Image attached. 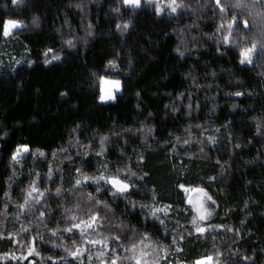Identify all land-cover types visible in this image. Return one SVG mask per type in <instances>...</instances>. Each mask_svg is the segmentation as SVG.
I'll return each mask as SVG.
<instances>
[{
	"label": "trees",
	"instance_id": "trees-1",
	"mask_svg": "<svg viewBox=\"0 0 264 264\" xmlns=\"http://www.w3.org/2000/svg\"><path fill=\"white\" fill-rule=\"evenodd\" d=\"M186 2L195 11L173 13L172 0H0V264H101L88 251L71 255L84 239L65 231L66 214L87 207L89 193L107 260L264 264V50L242 64L245 46L233 43L243 19L245 35L260 24L243 16L229 35L242 10L229 8L225 20L217 5ZM8 19L23 25L4 35ZM102 76L122 82L112 101H100ZM19 145L28 150L13 160ZM127 167L144 179L117 172ZM77 169L129 189L82 181ZM33 182L44 195L27 202ZM181 184L211 197L202 233ZM15 240L32 242L33 255L1 257Z\"/></svg>",
	"mask_w": 264,
	"mask_h": 264
},
{
	"label": "snow or ice",
	"instance_id": "snow-or-ice-1",
	"mask_svg": "<svg viewBox=\"0 0 264 264\" xmlns=\"http://www.w3.org/2000/svg\"><path fill=\"white\" fill-rule=\"evenodd\" d=\"M13 2L15 3V0H13ZM123 2H124L125 5H133V6H137V7L140 4V0H123ZM172 3H175V0H172ZM216 5L219 7V10L221 12H223L225 10L223 5L221 4L220 0H216ZM237 7L241 8V9L244 8V5L242 3H240V0H237ZM175 10L176 9L173 7L172 11H175ZM156 11L160 12V11H162V9L160 7H157ZM242 17H243V12H241L238 15H233L231 20L228 21L227 27H228L229 35L234 30V25L238 26V25L241 24ZM242 23H243L244 30L247 31L248 30V24H249L248 20L247 19H243ZM17 26H18V22L17 21H14V20L7 21V23L4 25V29H3L4 30V35H8L10 29L11 28H15ZM117 27H120V26L118 25ZM124 27L127 28V24H125ZM220 27L223 28L224 25L222 24ZM224 42L225 43H231L232 41L229 39V37L226 36L224 38ZM69 44L71 45V42H69ZM255 50H256V44L254 42L250 46L241 47L240 50H239L240 62L242 64L245 63V62L251 63L252 61H251L250 57H251V54L255 52ZM177 51L178 52L180 51L179 48H177ZM51 52H52V49H46L45 50V52H44V55L46 57L45 63L49 62L48 59H47V56ZM180 54L183 55L182 52ZM213 75H215V73ZM111 83L116 88L120 87V81H112ZM235 94L237 96L243 95V93H240V92H237ZM109 98H112V97L110 95H108V96L101 95L100 96V100H102V101L106 100V99H109ZM103 139L104 138H102V140H101L102 147H103ZM209 139L211 140L212 138L209 137ZM28 147H29L28 145H19L17 147V151L13 153V160L17 159V156H18V154H19L21 149H23L24 151H27ZM43 154H44L43 152H40L41 156ZM77 172L80 173V175L82 176V179L84 181L92 180L94 182H99L100 180H105L108 184H111L113 187H115L117 189L118 192H121V193L125 192L129 188V184L125 183L123 180L119 179L115 175L105 176V175L101 174L100 176H88L86 174H83L80 169H77ZM76 185H81V179H77L76 180ZM180 187L181 188H185V185L181 184ZM30 189H31V191L28 192V196H31L33 192H36L38 195H43V193H41L40 190L36 187L35 182H33L30 185ZM97 189H99V187H97ZM58 191H59V189H58ZM192 191H197V192L203 193L205 196H207V193H205L203 189H192ZM88 195L91 197V193H89ZM207 199L211 200V197H207ZM96 202L100 203V201H96ZM188 202L190 204H193V200L191 198H189ZM195 206H196L197 212L200 215V218L204 219L205 218V212H204V210H202L203 209V205L199 204V202H197ZM20 207L23 208L24 205H20ZM167 207L168 206H165V210L167 209ZM157 211H158V209L154 208L152 210V215H155ZM41 216H44L43 212H41ZM72 219L75 220L76 217L73 216ZM97 219H98V217L96 215H91L89 217L88 221H83L82 220L80 223L72 224V226L66 228L65 231L72 232L73 229H82V226L85 227V228H91L92 225L97 221ZM195 220H196V217H193V222H195ZM196 231L202 233V232L205 231V229L197 227ZM81 235L84 236V232L83 231H81ZM145 236H147V233H145ZM116 239H119V236H117ZM97 242H102V241H92V240L89 241V243H97ZM72 243L74 245H77V241H72ZM132 250H133V252H135V244H133V249ZM29 251L30 252L35 251V248L34 247L31 248ZM81 251H82V249H80L79 246L77 245L76 251H70V254L73 255V256H76L77 258H79V255H80ZM36 254L39 255L38 252ZM100 255L103 256V253H101ZM132 259H136L137 264H146L145 261H142L140 258H137L135 255L132 257ZM246 259H248V258L246 257ZM211 260H212V257H206L203 260L197 261V264H205V261H211ZM112 264H116V260L115 259L112 261Z\"/></svg>",
	"mask_w": 264,
	"mask_h": 264
},
{
	"label": "rangeland",
	"instance_id": "rangeland-1",
	"mask_svg": "<svg viewBox=\"0 0 264 264\" xmlns=\"http://www.w3.org/2000/svg\"><path fill=\"white\" fill-rule=\"evenodd\" d=\"M142 1H145V0H140V3ZM158 1L159 0H156V2H158ZM131 6H133V5H131ZM7 21H9V19L5 21V24L7 23ZM14 21H17L18 22V26L15 27V28H11L10 31H9V33L12 32L15 29L21 27L23 25V23L20 22L19 20H14ZM250 58H251V61H252L253 58H254V53L251 54V57ZM112 81H120V87L119 88H116L111 83ZM121 89H122V82H121L120 79L115 78V77L102 76L101 79H100V96L101 95H106V96L110 95L112 98H109V99H106V100H103V101L100 100V101L101 102H109V101L114 100L116 94H118L119 92H121ZM16 93H17V86L15 85L13 87V91H12V94H11V101L12 102L14 101V99L16 97ZM23 152H25V151L23 149H21L20 152H19V154H18V156L21 155ZM82 181H83V179H82ZM125 183H127V182H125ZM109 185L114 190L117 191V189L115 187H113L111 184H109ZM36 187L39 189V187L37 185H36ZM192 189H203V188H200V187H186L185 186V188H183V190H184L185 195H186V202L189 205V207L191 208V210L193 211L194 217H196L195 223H198V222L200 223V224L198 223L197 227L206 229V227L203 226L201 223H202V221H205L206 220V217H207V212H206V209H205V205H206V201L208 200L207 199L208 194H207V196H205L203 193H200V192H197V191H192ZM29 191H31L30 187L26 191V199H25V201H27V202L28 201H30V202L37 201L38 202V201H40V199L44 195V192L41 190L40 192L43 193V195H38L36 192H33L31 196H28V192ZM80 191L81 192L83 191L82 188H81ZM204 192L207 193L205 190H204ZM189 198H191L193 200V204H190L188 202L189 201ZM197 202H199V204H202L203 205V209L202 210H204V212H205V218L204 219H201L199 213L197 212V209H196V206H195ZM88 203H89V205H90V203H92L90 201V199H89V202ZM77 205H78V209H77ZM77 205H75L76 206L75 207L76 210H74L73 213L66 214L67 215V219H68V224L70 225V227L72 226V224L80 223L82 220L83 221H88L89 220V217L91 215H96L98 217L97 221L93 225L98 224V222L101 220V217H100L101 216V213L97 210V209L100 208L98 204L96 205V203H95V206L93 208H92V204L90 205L91 208L89 207V205L87 207L86 206H82L81 204L79 205V202L77 203ZM73 216L76 217L75 220L72 219ZM93 225H92L91 228H85V227L82 226V229H76L80 233H81V231L84 232V236H82L83 239H84V245H82L81 247H79L80 249H82V251L80 253H84L86 251L91 252V253H94L95 255H100L101 253H103L104 258H101V264H112V261L114 260V258H112L110 260H107L106 259L105 255H107V247L105 245L103 246V242L89 243L90 240H92V241H102V240H100L98 238V236L101 235L100 230H97V232L95 233L96 236H93L94 235V231H95V228H94ZM91 234H92V237L90 236ZM22 243L23 242H21V241L20 242H17V240H15V244H16L15 249L11 250L8 253L2 254L1 257H8V258H10V257H21V258H25L28 255H33L34 251H32V252L29 251L33 247V243L30 242L26 248H23ZM88 243H89L90 247L87 250ZM97 247L101 248L102 250L100 249V251H99L98 250L99 248H97ZM209 257H211V256H209ZM204 258H206V257L200 258V259L196 260L192 264H197V261L203 260ZM117 263L118 262L116 261V264ZM205 264H214V263L211 260V261H205Z\"/></svg>",
	"mask_w": 264,
	"mask_h": 264
},
{
	"label": "clouds",
	"instance_id": "clouds-1",
	"mask_svg": "<svg viewBox=\"0 0 264 264\" xmlns=\"http://www.w3.org/2000/svg\"><path fill=\"white\" fill-rule=\"evenodd\" d=\"M145 2L148 5H152L156 3V0H145ZM195 2L196 4H199L200 0H195ZM240 3L244 5L243 9L237 7L236 0H223L222 5L225 10L223 12H220L221 17L224 18L225 20L228 19L226 16V11L229 8L240 9L242 10L241 12H243V16L247 17L253 25L257 24L258 22L260 24V27L257 29L256 33H253L250 36L245 35L246 30L237 29V33L239 35V41L233 40V43H239L242 46L247 47L249 43L252 44L254 42L256 46H259L261 50H264V0H240ZM209 4H211L212 7H216V4L212 3V0H204L205 6ZM173 7L176 10L178 8H191L193 9V11H195L193 5L191 3H187L186 0H179V2L175 3ZM172 8H171V11H172ZM176 10L172 12L174 13L176 12ZM240 13H234V15H237ZM247 31H250V29H248ZM125 170L129 172V177H128L129 180H131L132 177H137L141 181L144 179V174L137 173L136 171H133L130 167H127L126 169L125 168L117 169V172H123ZM105 171H108V170L105 169ZM133 187H135L134 184H133ZM60 191H61L60 188L56 189V193L58 195L60 194ZM96 191L100 192L101 189L100 188L96 189ZM113 195H115V193H113ZM89 199H93V197H89ZM100 203H105V202L100 201ZM212 211L214 210H210L209 215H211Z\"/></svg>",
	"mask_w": 264,
	"mask_h": 264
}]
</instances>
